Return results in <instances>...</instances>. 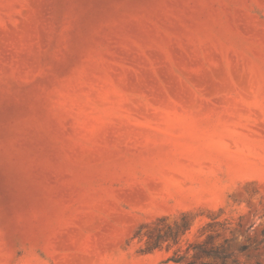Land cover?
<instances>
[{"label": "rangeland", "instance_id": "rangeland-1", "mask_svg": "<svg viewBox=\"0 0 264 264\" xmlns=\"http://www.w3.org/2000/svg\"><path fill=\"white\" fill-rule=\"evenodd\" d=\"M209 234L264 264V0H0V264Z\"/></svg>", "mask_w": 264, "mask_h": 264}, {"label": "trees", "instance_id": "trees-1", "mask_svg": "<svg viewBox=\"0 0 264 264\" xmlns=\"http://www.w3.org/2000/svg\"><path fill=\"white\" fill-rule=\"evenodd\" d=\"M188 214L187 213H181L180 214V224L178 222L173 223V228H168V236H160L157 235L153 242V247H157L160 245V240L163 239V241H166L167 238L172 239V241L177 244L178 243V233L179 231H182L181 234L184 235L186 232L190 230V225L187 222ZM214 223V222H213ZM212 224V223H209ZM218 235H216L217 237ZM213 239V235L209 234L206 236V240L196 243L194 245L189 244V246H192L193 255L191 258L186 262V264H239L238 260L235 259L234 252H226L224 250L223 245H217L213 246L210 245L211 240ZM226 241L224 240V245H226ZM207 259L211 260V262L208 261H202L201 259ZM182 257H176L173 259L174 262L179 263L181 262Z\"/></svg>", "mask_w": 264, "mask_h": 264}]
</instances>
